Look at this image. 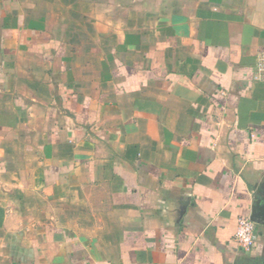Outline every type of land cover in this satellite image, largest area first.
Returning a JSON list of instances; mask_svg holds the SVG:
<instances>
[{
	"label": "crops",
	"instance_id": "0c3cea01",
	"mask_svg": "<svg viewBox=\"0 0 264 264\" xmlns=\"http://www.w3.org/2000/svg\"><path fill=\"white\" fill-rule=\"evenodd\" d=\"M262 55L264 0H0V264H264Z\"/></svg>",
	"mask_w": 264,
	"mask_h": 264
},
{
	"label": "built area",
	"instance_id": "2783aa9c",
	"mask_svg": "<svg viewBox=\"0 0 264 264\" xmlns=\"http://www.w3.org/2000/svg\"><path fill=\"white\" fill-rule=\"evenodd\" d=\"M257 78L264 81V55L257 63ZM257 240L256 223L250 217H241L238 220L235 241L238 247L245 253H249Z\"/></svg>",
	"mask_w": 264,
	"mask_h": 264
},
{
	"label": "water",
	"instance_id": "95a60500",
	"mask_svg": "<svg viewBox=\"0 0 264 264\" xmlns=\"http://www.w3.org/2000/svg\"><path fill=\"white\" fill-rule=\"evenodd\" d=\"M259 214L257 213V206H253V212H252V215H251V219L252 221H254L255 223L258 222V219H259Z\"/></svg>",
	"mask_w": 264,
	"mask_h": 264
}]
</instances>
